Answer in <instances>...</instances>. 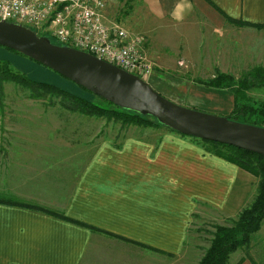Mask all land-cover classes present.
I'll return each instance as SVG.
<instances>
[{"label":"crops","instance_id":"1","mask_svg":"<svg viewBox=\"0 0 264 264\" xmlns=\"http://www.w3.org/2000/svg\"><path fill=\"white\" fill-rule=\"evenodd\" d=\"M105 1L104 17L141 38L151 63L152 77L146 82L152 88L160 74L220 65L226 59L243 65L232 61L225 43L258 36L260 43L264 37V0ZM255 48L264 56V47ZM258 52L256 64L261 63ZM19 55L0 46V59L54 76ZM180 58L186 69L177 64ZM41 123L27 133L38 140L0 149V200L37 205L82 224L0 202V264H182L196 186L215 192L201 199L215 211L228 214L243 202L232 195L240 168L212 153L48 149V115ZM29 143L41 149H22ZM234 253L226 264H256L249 254L234 260Z\"/></svg>","mask_w":264,"mask_h":264},{"label":"rangeland","instance_id":"2","mask_svg":"<svg viewBox=\"0 0 264 264\" xmlns=\"http://www.w3.org/2000/svg\"><path fill=\"white\" fill-rule=\"evenodd\" d=\"M34 32L38 36L41 33L45 34L43 31L37 29ZM259 39V36L256 38L249 37L245 40H230L225 43L226 52H229L233 59L232 61L246 62L243 65H236L231 63L230 59H226L220 65L209 66L202 64L198 68H191L189 71L182 73L160 74L156 76L154 81L150 82L156 91L176 104L209 114L226 116L232 106L231 93L226 89L209 87L203 84V82L210 79L218 72L219 68L227 70L228 74L237 79L254 66L264 67V56L255 48L256 46H259V48L264 47V37L260 43L258 42ZM257 52L260 54L259 61L261 62L258 64L254 61L257 58ZM243 54H245L244 58L237 60L238 56L242 55L243 57ZM19 56L29 61V58L23 55ZM181 60V58L178 59L177 64L186 69L185 63L181 62ZM7 62L13 71L21 72L27 77H31L30 79H36L35 81L45 80L47 81L46 83L67 93L81 97L90 103L103 107L107 106L102 101V97L80 87L40 63L34 61L35 64L52 72L54 76H45L31 68L26 70L21 69L12 63L13 66L9 61ZM247 62H253V64ZM196 70L198 72H195ZM150 73L151 75L146 79L148 82L152 77V72ZM245 93L249 103L256 105L259 102H264V86L249 88ZM61 99L59 96L53 94V92L49 93L42 90L31 91L16 82L0 78V149H15V145L17 146L20 141L26 143L28 139H31L32 142L38 140L34 134L29 135L27 133H29L30 127L41 125L44 117L48 115V149L69 148L80 149L84 152L89 149L98 148L201 149L212 154L216 150L224 151L222 147L217 148L203 139L169 131L161 122L159 126H144L124 122L114 117L108 118L90 115L82 112L79 106L74 107L73 110L64 108ZM111 104L108 105L109 108L117 106L113 103ZM120 108L151 116L142 111H135L124 107ZM41 119L43 121L40 122ZM31 144H26L22 149H41L38 146H34V143ZM174 157L177 156L175 155ZM53 173H56V171ZM53 173H51V178L54 176ZM256 182L257 177L243 169H239L232 195L240 196L243 202L240 204L239 201L237 207L230 208L229 210L232 212L228 214L215 211L214 208H210L206 203L201 202L203 196L214 195L215 192L212 190L207 192L204 191L203 187L196 186L199 191L195 189L191 193L193 198H197L194 200L196 207L191 214V222L187 228V239L180 252L182 264H197L204 250L209 245L214 226H229L233 223L239 211L247 207L254 198L256 194ZM243 254H249L256 264H264V217L257 231L250 234L248 243L235 250L232 259L235 260V258Z\"/></svg>","mask_w":264,"mask_h":264},{"label":"water","instance_id":"3","mask_svg":"<svg viewBox=\"0 0 264 264\" xmlns=\"http://www.w3.org/2000/svg\"><path fill=\"white\" fill-rule=\"evenodd\" d=\"M0 46L48 67L119 107L145 112L179 134L264 155V127L176 104L134 74L90 53L51 43L20 24L0 20Z\"/></svg>","mask_w":264,"mask_h":264},{"label":"trees","instance_id":"4","mask_svg":"<svg viewBox=\"0 0 264 264\" xmlns=\"http://www.w3.org/2000/svg\"><path fill=\"white\" fill-rule=\"evenodd\" d=\"M227 19L233 21L228 17ZM39 35L46 37L51 43L59 44L50 36L42 33ZM5 49L20 54L12 49ZM0 76L2 79H8L25 86L31 91L42 90L49 93L53 92V94L62 98V106L66 109L73 110L74 107L79 106L82 112L90 115L93 114L108 118L114 117L124 122L141 124L144 126H159V124H161L154 117L148 115L123 109L118 106L109 108L108 105L112 104L107 100L102 99V101L107 104V106L103 107L101 105L90 103L81 97L67 93L51 84L32 80L21 72L13 71L10 66H8V62L4 59H0ZM203 84L213 88L226 89L231 93L232 106L229 113L226 115L227 118L264 126V102H259L256 105L249 103L245 93L249 88L264 86V67L254 66L237 79H234L228 73L216 72L210 79L204 81ZM204 141L211 143L217 148L222 147L224 149L222 152L220 150L214 151V155L235 164L240 169L257 177L256 194L251 203L239 211L236 219L231 225L214 226L209 245L197 262V264H226L229 254L248 243L250 234L257 231L264 217V155L227 144L208 140ZM0 202L47 212L60 219L82 224L81 222L70 219L63 214L52 213L37 205L26 202L15 201L12 199L5 201L0 200Z\"/></svg>","mask_w":264,"mask_h":264},{"label":"built area","instance_id":"5","mask_svg":"<svg viewBox=\"0 0 264 264\" xmlns=\"http://www.w3.org/2000/svg\"><path fill=\"white\" fill-rule=\"evenodd\" d=\"M105 0H0V20L41 30L146 81L151 63L141 38L104 17Z\"/></svg>","mask_w":264,"mask_h":264}]
</instances>
